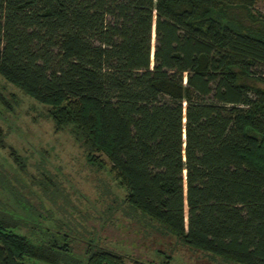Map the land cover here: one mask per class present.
<instances>
[{"label":"trees","instance_id":"obj_1","mask_svg":"<svg viewBox=\"0 0 264 264\" xmlns=\"http://www.w3.org/2000/svg\"><path fill=\"white\" fill-rule=\"evenodd\" d=\"M256 1L0 0V76L45 106L91 165L102 155L123 200L161 232L264 264ZM2 137L0 127V148ZM29 213L1 208L0 264H127L94 240L75 254L66 234Z\"/></svg>","mask_w":264,"mask_h":264},{"label":"rangeland","instance_id":"obj_2","mask_svg":"<svg viewBox=\"0 0 264 264\" xmlns=\"http://www.w3.org/2000/svg\"><path fill=\"white\" fill-rule=\"evenodd\" d=\"M252 13L264 15L263 0L256 1ZM0 127L5 143L0 148V210L13 209L27 218L29 212L39 214L42 227L68 236L75 254L94 240L121 253L127 264L133 259L152 264H235L181 243L131 209L106 159L101 155L102 166L91 165L65 128L54 130L45 106L1 76ZM9 146L20 157L21 167L8 155Z\"/></svg>","mask_w":264,"mask_h":264},{"label":"water","instance_id":"obj_3","mask_svg":"<svg viewBox=\"0 0 264 264\" xmlns=\"http://www.w3.org/2000/svg\"><path fill=\"white\" fill-rule=\"evenodd\" d=\"M151 56H152V51H151Z\"/></svg>","mask_w":264,"mask_h":264}]
</instances>
